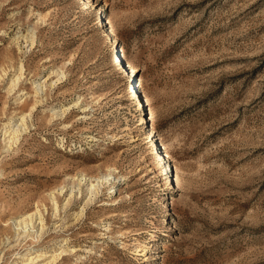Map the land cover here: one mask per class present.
Segmentation results:
<instances>
[{"label": "rangeland", "instance_id": "rangeland-1", "mask_svg": "<svg viewBox=\"0 0 264 264\" xmlns=\"http://www.w3.org/2000/svg\"><path fill=\"white\" fill-rule=\"evenodd\" d=\"M108 171L76 214L79 173ZM62 244L48 264H264V0H0V264Z\"/></svg>", "mask_w": 264, "mask_h": 264}, {"label": "bare ground", "instance_id": "bare-ground-1", "mask_svg": "<svg viewBox=\"0 0 264 264\" xmlns=\"http://www.w3.org/2000/svg\"><path fill=\"white\" fill-rule=\"evenodd\" d=\"M120 56H121V54L118 53L117 57L119 58ZM22 70H23V65L20 64L18 69H17V73L13 74L11 76V78H10L8 91H11V90H13L15 88V86L17 85V83L21 79ZM130 71H134V68L130 67ZM59 74H60V76L58 77V79L63 76V72H59ZM44 81L45 80H43L42 82H39L38 84H36V86H34V87H36L35 88L36 92H38V90L41 89L43 87V85H45ZM135 87H136V85L132 83V89L131 90L135 91L134 98H133V103H134V105L137 106V104L138 105L142 104L143 96H142V92L138 91V89L135 88ZM37 102H38V99L36 98L34 100V102L31 104L29 112L23 111L21 113V115L18 117V122L12 124V120L9 119L8 121H6L4 123V126L2 127V129H3V131H2L3 140L7 139L8 146H10L11 143L16 142L18 140L20 134L24 130L27 129V120L30 118L32 111L36 108V103ZM77 104H78V101H76L73 105L75 106ZM141 106H143V104ZM69 107H67V108H59L57 110H54L52 112V116H58V115L62 116L63 114H65L66 110ZM148 129H149V133L146 134V137H147L148 140H150V139L153 140L152 146L155 149V148H157V140L155 138V132H154L152 127H149ZM156 151L158 152L159 149H156ZM158 157H160V159H161V162L159 163V165L163 164L165 166V168L163 170V173L168 172L166 178H169V183H173L174 184V189H178L179 187H178L177 179L173 176V174L170 173L171 170H168L169 164L167 163V160H165L166 154L164 152H160L159 151L158 152ZM112 178L115 179V176H113L111 171H108L107 173H102L99 176H88L85 172L79 173V177H78L79 184L77 186V189H78L77 193L81 192V186L80 185L84 186L85 190L87 191V193H86L87 194V199H86L85 203L83 204V206L80 208V210L78 212H76V214L81 215L83 213V211H84L85 205L90 203V202H92L95 199V197L101 191L100 189L103 186V184H105V183L111 184V183L114 182V181H112ZM114 186H115V183L112 184L110 187H108V189H106L105 191L108 190V192H111L114 189ZM74 187L75 186L68 187L69 188L68 197H66V201L64 203V206L69 202L70 198L74 195V193H75L73 191ZM63 188H64V185H61L57 189L49 192L50 200H51L52 206H53V214L54 215H56V212H57V209H58L56 193L57 194H62L65 191V190H63ZM105 191H103V193H104L103 194V200H104L103 204H105V205H113L115 203L113 196L112 197H107L108 195L107 196L105 195L106 194ZM115 192H117V188L114 190L113 193H115ZM13 224L15 226V229L18 231V234L20 232H22L23 234H29V231H33L34 230V226L38 225L39 227L36 229L35 232H36V234L38 232L40 234V232L44 228L43 214H42L41 210L38 207H36L34 210L26 212L22 216H20L18 218H15L14 221H13ZM68 250H69V248L67 246H65L64 244H62V245L59 246L57 252L53 251V253H51L49 255V260L43 261L41 263L42 264H48L49 261L52 263L61 254L68 252ZM16 257L21 261V264H35L36 262H38L39 260H41L43 258L46 259L45 255L42 256V253H38L36 250L27 251L25 253H20Z\"/></svg>", "mask_w": 264, "mask_h": 264}, {"label": "built area", "instance_id": "built-area-1", "mask_svg": "<svg viewBox=\"0 0 264 264\" xmlns=\"http://www.w3.org/2000/svg\"><path fill=\"white\" fill-rule=\"evenodd\" d=\"M112 192V191H111ZM108 193V192H107ZM111 194V193H110Z\"/></svg>", "mask_w": 264, "mask_h": 264}]
</instances>
